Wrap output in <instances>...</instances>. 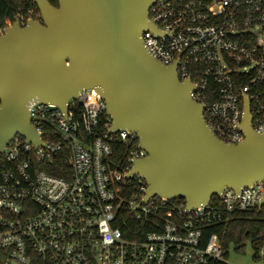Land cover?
<instances>
[{
	"label": "built area",
	"instance_id": "built-area-1",
	"mask_svg": "<svg viewBox=\"0 0 264 264\" xmlns=\"http://www.w3.org/2000/svg\"><path fill=\"white\" fill-rule=\"evenodd\" d=\"M31 14L17 21L26 26ZM150 20L160 34L144 32L146 48L192 82V97L221 141L244 142L245 96L254 132L264 133V0H156ZM29 109L46 148L16 136L0 153V255L6 261L230 264L221 236L204 234L257 209L264 182L239 193L225 189L191 210L185 201L159 196L143 203L147 182L131 172L133 162L148 155L135 133L112 131L96 91L80 92L66 112L38 100ZM118 147L129 150L120 164L113 158ZM63 156L69 165L63 177L41 169Z\"/></svg>",
	"mask_w": 264,
	"mask_h": 264
},
{
	"label": "water",
	"instance_id": "water-1",
	"mask_svg": "<svg viewBox=\"0 0 264 264\" xmlns=\"http://www.w3.org/2000/svg\"><path fill=\"white\" fill-rule=\"evenodd\" d=\"M29 1L41 20L16 21L0 33V153L16 136L46 148L31 101L66 112L71 99L94 90L106 102L112 131L135 133L148 155L131 172L147 182L143 203L159 196L184 200L191 210L225 189L239 193L264 182V133L252 128L247 97L239 126L245 140L226 144L193 99L192 82L146 48L142 34H160L150 20L156 0H57L58 7Z\"/></svg>",
	"mask_w": 264,
	"mask_h": 264
},
{
	"label": "trees",
	"instance_id": "trees-1",
	"mask_svg": "<svg viewBox=\"0 0 264 264\" xmlns=\"http://www.w3.org/2000/svg\"><path fill=\"white\" fill-rule=\"evenodd\" d=\"M51 5L58 7L57 0H49ZM30 13L32 19L41 20L38 7L29 0H0V30L11 27L18 18H29ZM129 150L127 148H116L114 160L118 164L127 159ZM44 171L57 177H63L68 170L69 165L65 156L55 160L50 167H41ZM184 202L178 200L174 203ZM219 234L224 242L225 250H229L234 246L236 251H242L247 243H250L255 251L254 258H258V254L264 249V207L232 216L228 225H219L209 228L205 232V238L209 239L213 234Z\"/></svg>",
	"mask_w": 264,
	"mask_h": 264
},
{
	"label": "rangeland",
	"instance_id": "rangeland-1",
	"mask_svg": "<svg viewBox=\"0 0 264 264\" xmlns=\"http://www.w3.org/2000/svg\"><path fill=\"white\" fill-rule=\"evenodd\" d=\"M235 247L232 246L229 249V257L228 261L230 264H264L262 253H264V249L261 250L258 254L259 259H255V251L250 243H247L245 248L242 251H236ZM0 264H13L10 261H6L5 258L0 255Z\"/></svg>",
	"mask_w": 264,
	"mask_h": 264
}]
</instances>
